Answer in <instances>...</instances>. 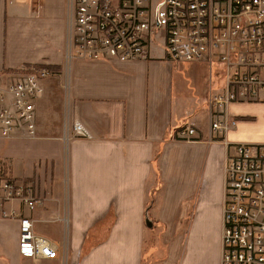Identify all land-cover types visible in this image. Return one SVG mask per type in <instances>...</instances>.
I'll return each mask as SVG.
<instances>
[{
	"label": "crops",
	"instance_id": "crops-1",
	"mask_svg": "<svg viewBox=\"0 0 264 264\" xmlns=\"http://www.w3.org/2000/svg\"><path fill=\"white\" fill-rule=\"evenodd\" d=\"M71 20V0H0V73L51 72L22 168L14 156L1 161L0 171L42 201L34 210L0 205V231L14 241H0L2 263L220 264L224 164L233 145L264 144V95L228 105L226 131L213 132L210 72L193 98L163 52L123 63L75 59ZM74 122L89 138L72 137ZM184 127L194 132L188 139L178 134ZM17 215L33 222L37 244L54 245L56 259L19 255Z\"/></svg>",
	"mask_w": 264,
	"mask_h": 264
},
{
	"label": "built area",
	"instance_id": "built-area-1",
	"mask_svg": "<svg viewBox=\"0 0 264 264\" xmlns=\"http://www.w3.org/2000/svg\"><path fill=\"white\" fill-rule=\"evenodd\" d=\"M71 10L68 48L75 59L136 61L149 55L153 42L161 41L167 60L207 64L210 79H224L223 87L208 97L213 132L226 131L228 105L264 95V0H71ZM49 76L45 66L21 74L0 73L1 139L35 138V102L41 81ZM70 133L89 138L78 122ZM193 133L185 127L178 131L185 139ZM232 147L224 164L220 264H264V144ZM2 202H17L29 210L42 203L29 183L3 170ZM16 217L19 255L32 261L56 259L54 245L37 244L33 222Z\"/></svg>",
	"mask_w": 264,
	"mask_h": 264
},
{
	"label": "rangeland",
	"instance_id": "rangeland-1",
	"mask_svg": "<svg viewBox=\"0 0 264 264\" xmlns=\"http://www.w3.org/2000/svg\"><path fill=\"white\" fill-rule=\"evenodd\" d=\"M162 42H158L159 45L154 46L153 49H150V54L151 55H161L162 48L160 49L159 47ZM179 67V76L182 78L183 82V89H184V97H196L198 98L199 93H200V77L201 76H207L209 73V67L205 63L201 64H190V63H176ZM198 65V66H197ZM197 66V67H196ZM218 68H222L221 66H217ZM220 88L223 87L224 85V79L216 78L213 77L211 80V87L212 90H216V86L218 85ZM196 89V90H195ZM193 97V98H194ZM30 139L28 138H22V139H13V140H5V141H0V165L1 161H6V159H9V156H14V160H16V167L17 169L22 168V158L20 157V149L21 146L24 147L25 151L30 152L31 146L33 145ZM8 143H16L18 146L17 150L15 148H8L7 145ZM4 164V162H3ZM33 164V163H32ZM5 167V165H3ZM33 168L37 170V163H34ZM42 167L43 165L40 164ZM4 171V170H3ZM62 201H59L61 203ZM3 203V202H2ZM8 203V202H7ZM12 203V202H9ZM11 235V232L9 230H1L0 231V241H5L6 243L10 242V244H14V241L9 239V236ZM13 249L10 248L9 251L7 252H12ZM6 257V260H5ZM0 256V263L2 261H7V256ZM11 261H14L12 259Z\"/></svg>",
	"mask_w": 264,
	"mask_h": 264
},
{
	"label": "water",
	"instance_id": "water-1",
	"mask_svg": "<svg viewBox=\"0 0 264 264\" xmlns=\"http://www.w3.org/2000/svg\"><path fill=\"white\" fill-rule=\"evenodd\" d=\"M145 224H146L148 227L151 226V223H150V221H149L148 219L145 220Z\"/></svg>",
	"mask_w": 264,
	"mask_h": 264
}]
</instances>
